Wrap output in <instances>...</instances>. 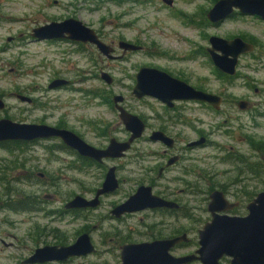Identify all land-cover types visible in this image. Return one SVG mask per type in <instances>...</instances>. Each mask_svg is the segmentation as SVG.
<instances>
[{"label":"rangeland","instance_id":"rangeland-1","mask_svg":"<svg viewBox=\"0 0 264 264\" xmlns=\"http://www.w3.org/2000/svg\"><path fill=\"white\" fill-rule=\"evenodd\" d=\"M57 1L0 0V98L5 101L0 118L63 122L82 132L89 142L103 146L113 136L127 139L130 135L111 101L115 94H123L124 105L143 117L147 128L126 156L91 166L70 148H59L61 142L55 139L22 145L14 152L0 145V264H24L22 260L37 246L57 240L54 231L61 233L67 242L72 240L75 236L72 213L60 212L64 199L80 190L71 178L87 179L92 186L104 178L109 165L118 163L123 182L119 194L113 198H120L136 187L137 179L148 171L146 168L157 167L159 150L165 147L150 139L152 130L168 125L171 119L183 131L177 147L186 146L187 141L198 137L197 130L208 137V144L188 149L189 159L180 163L204 174L202 190L215 185L214 188L224 189L230 195L249 197L264 189V164L259 161L262 152L251 142L252 138L264 140L262 19L238 14L213 25L208 21L207 12L217 0H174V6L161 0H123L118 5L110 1L102 3L104 7L94 14L90 13L93 6L89 0ZM83 7L88 9L85 11ZM74 9L77 12H72L78 15L75 16L91 24L108 43L115 40L117 53H122L117 46L120 39L142 44L144 48L127 52L123 59H109L100 56L94 46H85L87 49L81 51L77 49L79 45L72 43L33 40L34 27L57 15L68 16L67 10ZM103 17L105 21H99ZM211 35L227 39L242 37L256 43L254 50L240 55L235 75L223 74L208 54L198 53L201 46H210ZM144 64L165 68L189 82L221 93L222 110L208 106L202 109L192 103V108L176 118L175 111L167 112L153 96L138 98L132 89L135 73ZM101 70L113 75V83L101 77ZM56 77L68 78L70 82L50 87L49 83ZM19 94L33 100H23ZM241 98L252 103L250 108L239 109L236 99ZM255 162L256 172L252 170ZM14 164L16 167H12ZM40 172H45L48 180L58 178L59 184L52 186L49 181H42ZM196 176L188 174L190 178ZM5 186L10 189L14 186L16 191L8 193ZM28 194L40 199L41 208L20 211L7 205L22 196L28 200ZM45 194L56 196L48 199ZM97 261L93 255L34 264H94Z\"/></svg>","mask_w":264,"mask_h":264},{"label":"water","instance_id":"water-1","mask_svg":"<svg viewBox=\"0 0 264 264\" xmlns=\"http://www.w3.org/2000/svg\"><path fill=\"white\" fill-rule=\"evenodd\" d=\"M169 5L173 0H166ZM235 9L243 14L258 15L264 19V0H218L208 12L211 22H219L228 18ZM68 37L75 41L91 42L110 57H113V47L108 46L100 38L95 29L86 26L82 21L70 19L65 22H53L33 29V36L39 39ZM10 39V38H9ZM209 51L215 64L228 74H235L237 64L242 53L254 50L252 43L240 37L226 39L221 36H211ZM125 49H136L139 46L122 41ZM102 77L109 83L113 76L104 71ZM68 82L65 78H57L51 81L50 87H56ZM137 97L145 95L156 96L162 101L173 105L174 99H198L205 100L215 107L221 105L223 97L219 94L196 88L186 80L174 76L170 72L151 65H143L137 72V81L132 90ZM23 100L30 101L32 97L19 94ZM114 99L120 111V117L126 128L131 131L127 140L111 138L107 147H97L79 134L68 128H60L55 125L41 122H23L10 117L0 118V141L10 139L33 140L35 138H49L60 136L64 141L77 148L85 155L93 156L99 160L106 156H123L131 147L132 142L140 137L145 129V121L136 113H132L121 102L123 94H116ZM5 106V101L0 98V108ZM242 108L248 107V100L240 101ZM151 138L161 139L172 145L174 139L162 130H155ZM204 138L191 142L201 143ZM115 166L107 173L104 187L98 194L113 189L117 185ZM159 197L152 195L150 186H140L136 193L120 206L122 211L134 210L147 205L155 206L161 203ZM228 201L222 189H214L211 192L209 208L213 217L206 222L200 230L201 246L197 251L176 256L170 252V248L181 239L180 236L172 239H161L141 243L126 244L123 247L122 264H184L195 259H202L203 264H220L219 257L223 253L234 255L232 264H264V189L259 191L247 204L248 213L245 215L219 214L217 211L224 207L220 204ZM165 202V201H164ZM167 203H174L168 201ZM86 205L88 201L77 196L67 203V207ZM90 236L82 234L76 242L68 245L46 244L36 250L22 261L24 264H34L52 260H64L71 255L84 254L94 250Z\"/></svg>","mask_w":264,"mask_h":264},{"label":"flooded vegetation","instance_id":"flooded-vegetation-1","mask_svg":"<svg viewBox=\"0 0 264 264\" xmlns=\"http://www.w3.org/2000/svg\"><path fill=\"white\" fill-rule=\"evenodd\" d=\"M89 1H91V4L93 6L92 8L89 9L91 14L98 13L104 7V5H102V3H104V2L112 1L117 5L123 2V0H89ZM161 1L165 4H168L166 0H161ZM54 2L58 3L57 0H54ZM174 4H175V2L173 0V4H171L170 6H174ZM105 8L108 9L107 7H105ZM82 9H85V11H86L88 8L83 7ZM209 10H208V12H209ZM72 11L77 12L76 9L71 10V11L67 10V12L69 14L68 16H60V15L54 16L50 19H47L45 22H43V24H40L37 27L44 26V25H47V24H50L53 22L61 23V22H65V21L70 20V19H76V20L82 21L86 26L93 28L91 24L87 23V21H85L84 19L82 20L80 17H77L78 15L76 13H73ZM208 12H207V15H208ZM238 14H240V15L241 14L242 15H251V14H243V13H241V11H239V9H235L233 14H231L228 18H226L223 21H219L216 23L211 22L209 19H208V21L210 23H212L213 25H219V24L225 22L227 19L234 17ZM1 15H2V13L0 11V16ZM75 15H77V16H75ZM253 16L258 17L264 21V19L261 16H258V15H253ZM105 19L106 18L103 17V18H100L99 21H105ZM34 28H36V27H34ZM33 29H32V31H33ZM93 29H95V28H93ZM95 31L97 32V34L99 35V38L104 43H106L110 47H113V51H112L113 57H110L107 54H105L103 51H101L98 48L97 45H95L91 42H81V41H75V40L70 39L68 37V33H65V37H61V38L39 39V38H36L35 36H33V34H32V37H33V40H37V41L39 40V41H45V42L72 43L75 45H79V47H77V49H79L81 51L87 49V47H85V46H88V47L90 46L92 48L94 46L97 48V51L100 53V56H106L109 59H123L127 52L132 51V50H141L144 48V46L142 44H138L135 42H130L128 40L120 39L117 42V46L119 48H121L122 53H117V47H116L115 40H113L111 43H108L107 40L105 39V37H102L101 33L97 29H95ZM211 36H214V35H211ZM211 36L209 37V43H210ZM215 36H217V35H215ZM234 38H236V37H234ZM234 38H232V39H234ZM240 38H242V37H240ZM242 39H244V38H242ZM9 40L12 41L13 37L10 36ZM122 41L135 44V45L139 46V48L125 49L124 47H122L120 45V43ZM245 41H247V40H245ZM247 42H251V41H247ZM251 43L254 44V46H256L255 42H251ZM210 47H211V43H210V46H208V47L201 46L199 48L198 53L202 54V55L208 54L212 59V55L209 51ZM212 61H213V59H212ZM213 63L215 64L214 61H213ZM141 66H143V65H141ZM141 66H139V68ZM151 66H154V65H151ZM156 67H158V66H156ZM216 67L219 69V71H222L217 65H216ZM139 68H138V70H139ZM159 68H161V67H159ZM162 69L173 74L171 71H169L165 68H162ZM138 70H137V72H138ZM104 71H107V70H101V74H100L101 77H102V73ZM107 72H109V71H107ZM137 72L135 73L136 81H137ZM223 74L228 75V76L229 75L233 76L236 73L235 74H228L226 72H223ZM173 75L177 76L179 78H182L181 76H178L175 74H173ZM54 79H57V77ZM65 79H67L68 82L63 83V84H68L70 82V79H68V78H65ZM182 79L186 80L185 78H182ZM53 80H51V81H53ZM113 81H114V77H113ZM113 81L111 83H113ZM186 81L189 82L188 80H186ZM50 83H49V86H50ZM107 83H109V82H107ZM111 83H109V84H111ZM189 83L194 85L196 88L203 89L205 91H209V92L221 95L223 97L221 105L219 107H215L213 104H211L205 100H198V99H174L173 105H169L168 103L162 101L160 98H158L156 96H153V97L158 99L163 104V106H164L163 108L167 112L172 111V110L175 111L174 116L176 118H179L182 115V112L184 110L192 108V105H190L192 103L197 104L202 109H204L205 106H208V107H211V108H213L219 112L222 110L223 103H224V96L221 93L211 91V90L207 89L206 87H204L203 85H200L198 83H192V82H189ZM114 96H113V99H111V101H112V104H114V107L118 110V113L120 116V111L117 108V103L114 99ZM145 96H151V95H145ZM242 99L245 100V98L236 99L237 100L236 104L239 107V109L247 110L248 108H250L252 103L248 99H246V100H248V107L242 108L240 106V101ZM32 100H33V98H32ZM124 100H125V96H124ZM124 100L121 102V104L124 107H126L123 103ZM129 111H131V110H129ZM132 113H135V112H132ZM141 118L143 119V117H141ZM121 120H122V118H121ZM169 121H171V122L168 125L167 124L166 125H160L159 127L152 130L151 134L155 130H162L167 135L171 136L174 139L173 144L169 145L161 139H158V140L152 139L151 134H150L149 137L152 141H159V142L163 143L165 146L164 148H162V150H159V160L160 161L157 163L158 164L157 167L154 166V167L146 168V170H148V171L143 174V177L137 179L136 187L132 188L124 196H122L120 198H113L114 195L119 194V192L122 188V182H123V179L118 174V171H119V164L118 163L109 165L106 172H105L104 178H101V180L98 183H96L92 186L88 185L87 179L78 178V177L71 178L72 182H74V184H76L80 187V190H76L71 197L64 199L63 206L60 207V212L61 213H63V212L72 213L71 224L75 225V227H74L75 236L72 238V240L67 242L66 239L63 238V235L61 233L57 234L58 231H54L55 235L59 239L55 236V238L57 240L54 243H50V244H57V245L72 244V243L76 242L77 239L82 234L87 233L90 236L91 242L94 245V248H93L94 250L89 251L88 253H84V254L71 255L64 260H58V261L64 262V261H67L69 259H75L77 257H91L93 255H96L98 261H97V263H94V264H122V262H123L122 251H123V247L126 244L141 243V242L155 241V240H161V239H172V238L178 237V236H180L181 239H179L170 248V252L176 256H184V255L193 253V252L197 251V249L201 246L200 230L204 226V224L206 222L210 221L213 217L212 211L209 208V203L211 201V192L217 188H212V185H210L209 188L206 189L207 191L205 189L202 190L200 188V185L205 184L204 174L200 173V171L195 172L194 170H191L188 166L180 165V163L182 161H186L189 159L188 153H187L188 149H194L196 147L204 146V145L208 144L209 140L205 134H203V133H201V131L197 130L196 134L198 137L187 141L186 146H183L181 148L177 147L178 137L180 136V133L183 131L177 129L176 125L178 124V122H176L173 119H171ZM41 123H47V122H41ZM123 123H124V121H123ZM145 123H146V128H147V122L145 121ZM48 124H50V123H48ZM51 125H55V126L60 127V128L71 129L74 132H76L77 134H79L86 141H88L85 138L84 134L82 132H80L79 130H77L75 127H72V128L67 127L66 124H64L63 122H58L56 124H51ZM124 125H125V123H124ZM125 127H126V125H125ZM130 135H131V131H130ZM130 135H129V137H130ZM113 137H115V136H113ZM113 137H111V138H113ZM111 138H110V140H111ZM201 138L205 139L204 142L191 144V142L197 141ZM43 139H55V140L60 141L61 143L59 144V148H66V149L70 148L71 151L75 152L80 159L86 160L88 166H91L93 164H105V162L108 159L118 160V159L126 156L128 150L132 147L134 141L137 138L132 142L131 147L125 152V154L123 156H118V157L106 156V157H103L101 160H99L93 156L85 155V154L81 153L77 148L67 144L64 141V139L60 136H53V137H49V138H35L33 140H25V141H27L28 144L31 145V143L33 144V143L39 142ZM127 139H119V140H127ZM110 140H109L108 144L110 143ZM89 143H91V142H89ZM91 144H93V143H91ZM108 144L103 145V146H97L95 144H93V145L100 147V148H104V147H107ZM232 158H235V157H232ZM229 159H227V160L230 161L231 159L230 160ZM112 166H115V173L117 176L116 177L117 185L111 190H107V191H104V192L98 194V191L104 187V182L106 181L107 173L109 172V170ZM82 170L85 171L83 167H82ZM190 173H192L194 175L197 174L196 178L188 177V174H190ZM40 175L42 176L41 177L42 181H49V183L52 184V186L53 185L56 186L59 184L58 178L53 179V180L52 179L48 180L45 177L46 176L45 172H40ZM43 177H45V178H43ZM143 185L144 186H150L152 195L159 197L161 200V203L158 205H155V206L147 205V206L140 207V208H137L134 210L122 211L120 209V206L123 203H125L130 198L131 195L136 193L140 186H143ZM162 186H164V187H162ZM196 186H198V187H196ZM218 189H221V188H218ZM222 190L225 192V196L227 197L228 201H224L220 204V206H222L224 208L217 211L219 214H227V215L235 216V215H245L248 213L247 204L255 196H249L248 197V195H244V196L240 197V195H239V197H238L236 195L234 196V195L228 194L224 189H222ZM28 195L29 196H26V197L29 200V203H28L26 208H23L20 211H33V210H37V209L41 208V206L39 205L40 199L35 198L31 194H28ZM55 196H56L55 194H45L44 195V197H46L48 199L53 198ZM77 196H80V197L84 198L85 200H87L88 204H86V205L75 204L73 206L67 207V203L70 202L71 200H73ZM246 200H248V201L245 202ZM168 201H171L174 203H167ZM56 210L58 211V209H56ZM127 221H129L130 223L127 224ZM46 244H48V243H46ZM46 244H44V245H46ZM39 246H43V245H39ZM39 246H37V247H39ZM36 248L34 249V251L36 250ZM30 255H28V256H30ZM26 258H24V259H26ZM233 259H234V255L229 254V253H223L219 257V262H220V264H232ZM38 263H43V262H38ZM194 263L203 264V261H202V259H195V260H192V261L184 263V264H194Z\"/></svg>","mask_w":264,"mask_h":264},{"label":"trees","instance_id":"trees-1","mask_svg":"<svg viewBox=\"0 0 264 264\" xmlns=\"http://www.w3.org/2000/svg\"><path fill=\"white\" fill-rule=\"evenodd\" d=\"M257 141H259V142H257ZM251 142H252V145L255 148H257L258 150H261L262 154H261V157H260L261 159H259V161L263 162V164H264V140H261V139L256 140V139L252 138L251 139ZM27 144H28V142L25 141V140H22V139H10V140L0 141V145L1 146H5V148L10 149L12 152H14L13 150H15L17 147H21L22 145L24 146V145H27ZM16 157H18V156H16ZM17 160H16V162H18ZM12 167H16V164H14ZM252 170L255 171V172L257 171L256 162H255V165H253ZM4 179H5V177H4ZM214 186L215 185H212V188H214ZM6 190H7L8 193L9 192L10 193H13L14 191H16L14 186L11 187V189L8 188V187H6ZM256 194H257V192H254L252 196H255ZM28 203H29V200L24 199L23 196H22L15 203H10L9 202L7 205L9 207L13 208V209H16V210H22L23 208H26L27 207Z\"/></svg>","mask_w":264,"mask_h":264}]
</instances>
